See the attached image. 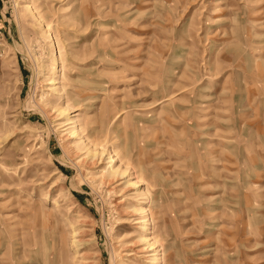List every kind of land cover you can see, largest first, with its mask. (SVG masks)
Listing matches in <instances>:
<instances>
[{
  "label": "rangeland",
  "instance_id": "1",
  "mask_svg": "<svg viewBox=\"0 0 264 264\" xmlns=\"http://www.w3.org/2000/svg\"><path fill=\"white\" fill-rule=\"evenodd\" d=\"M0 264H264V0H0Z\"/></svg>",
  "mask_w": 264,
  "mask_h": 264
},
{
  "label": "bare ground",
  "instance_id": "2",
  "mask_svg": "<svg viewBox=\"0 0 264 264\" xmlns=\"http://www.w3.org/2000/svg\"><path fill=\"white\" fill-rule=\"evenodd\" d=\"M112 163V162H111Z\"/></svg>",
  "mask_w": 264,
  "mask_h": 264
}]
</instances>
